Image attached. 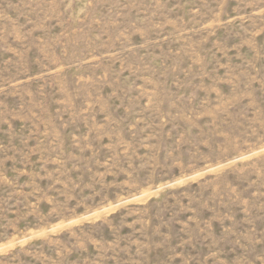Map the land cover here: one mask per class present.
<instances>
[{
    "label": "rangeland",
    "instance_id": "rangeland-1",
    "mask_svg": "<svg viewBox=\"0 0 264 264\" xmlns=\"http://www.w3.org/2000/svg\"><path fill=\"white\" fill-rule=\"evenodd\" d=\"M0 264H264V0H0Z\"/></svg>",
    "mask_w": 264,
    "mask_h": 264
}]
</instances>
